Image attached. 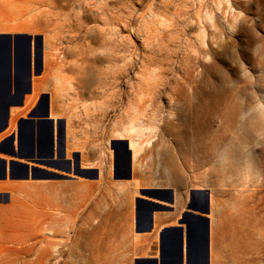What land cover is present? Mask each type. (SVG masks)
I'll use <instances>...</instances> for the list:
<instances>
[{
    "label": "rangeland",
    "instance_id": "obj_1",
    "mask_svg": "<svg viewBox=\"0 0 264 264\" xmlns=\"http://www.w3.org/2000/svg\"><path fill=\"white\" fill-rule=\"evenodd\" d=\"M0 3L1 27L43 35L74 72L97 129L80 136L74 199L45 178L0 190V264H136V199L167 184L165 168L180 196L213 192L222 264H264V0ZM131 118L158 128L141 137L139 185L122 189L116 134ZM70 210L74 223L51 222Z\"/></svg>",
    "mask_w": 264,
    "mask_h": 264
},
{
    "label": "crops",
    "instance_id": "obj_2",
    "mask_svg": "<svg viewBox=\"0 0 264 264\" xmlns=\"http://www.w3.org/2000/svg\"><path fill=\"white\" fill-rule=\"evenodd\" d=\"M7 15L0 3V23L7 21L4 18ZM31 32L24 25L0 26V190H6L10 185H30L37 178H45L46 181L57 184L58 189H63L69 199H74L78 180L72 175L73 171L70 167H75L77 162L79 166L81 165V153L78 150L80 136L95 133L97 129L90 121H85L88 106H76L77 87L67 84L68 79L75 76L74 72L69 68H57L52 59L51 49L45 43V37ZM9 41L13 49L11 72L7 64ZM30 41L32 42L31 68L28 63ZM85 90L83 85L79 98L86 95ZM79 103L83 104V101L80 99ZM157 128L153 119L146 124L139 118H131L127 124L117 128L116 140L127 142L132 153L131 178L116 177L121 182L122 189L133 185L137 188L139 185L138 180L134 178L133 162L141 153V137L154 134ZM132 136L135 139H129ZM153 141L155 140L151 139L148 144ZM13 150L19 153L21 158L14 157ZM165 172L166 185L146 188L162 190L159 191L160 193L151 190L146 192L147 195L142 194L136 199V205L142 202L144 210L139 217L141 231L138 232L136 229L135 235L144 245L135 259L147 264L160 260L161 238L166 231L164 264H176L178 249L175 238L177 231L180 230L184 236L183 264H207L205 238L208 221L209 264H222L220 230L212 210L213 192L203 185L197 188L196 186L200 185L194 183L191 186L195 188L191 187L188 196L182 197L174 187L167 186L172 178L168 168H165ZM98 178L97 173L95 180ZM170 196L173 197V201H168ZM165 203L172 208H166ZM149 204L162 206L161 209L154 210L153 227L150 230L147 229ZM206 204L209 205V213L203 211V206ZM175 205L183 207L180 215ZM68 206H71L70 201ZM125 208L126 203L123 200V211ZM188 213L196 217V225L192 228L184 221ZM74 216L75 214L70 210L63 217H54L51 222L58 225L65 221L74 223ZM43 218L44 215L42 220ZM136 218L135 209V226ZM53 229L56 228L47 230L53 231ZM158 238L159 252L155 249V239ZM189 238L191 242L186 248Z\"/></svg>",
    "mask_w": 264,
    "mask_h": 264
},
{
    "label": "water",
    "instance_id": "obj_3",
    "mask_svg": "<svg viewBox=\"0 0 264 264\" xmlns=\"http://www.w3.org/2000/svg\"><path fill=\"white\" fill-rule=\"evenodd\" d=\"M1 43V42H0ZM1 45V44H0ZM7 54H8V57H7V64H8V67H9V70L11 72V69H12V65H13V49H12V44H11V41H9V44H8V48H7ZM28 63H29V68H31V65H32V42L30 41L29 42V45H28ZM120 145H122V150H124V152H126L128 154V160H127V163H126V174L121 176L122 178L124 179H129L131 178V153L130 151H128V143L127 142H121V143H118ZM13 156L14 157H18V158H21L20 157V154L17 153L15 150H13ZM49 164H51V162H47ZM70 169L73 171V172H77V169H80V166H79V163L77 162L75 167L74 166H71ZM97 176V173L96 175ZM28 177V176H27ZM153 191H162V190H153ZM168 201H173V197H169L168 198ZM150 206V210L148 212V225H147V229H152L153 227V212L154 210L156 209H161L162 206L160 205H156V204H149ZM191 207H195V206H191ZM144 210V205L142 202H139V204L136 205V214H137V218H136V229L138 232L141 231V227H140V223L141 221L139 220V217L141 216L142 212ZM203 211L206 212V213H209V205L206 204L203 206ZM184 221L188 224V226L190 228L194 227L196 225V217L194 216V214L192 213H188L186 216H185V219ZM177 237L175 238V241H176V244H177V258H176V264H183V253H184V236H183V232L178 230L177 231ZM167 232H163V236L161 238L162 242H161V249H160V254H161V259L160 260H156L154 262H152V264H164L165 262V258H164V242L167 238ZM206 254H207V264H209V247H210V238H209V222L207 221L206 222ZM191 242L190 238L188 240V242H186V248L187 246L189 245V243ZM136 264H147V262H144V261H141V260H138L136 262Z\"/></svg>",
    "mask_w": 264,
    "mask_h": 264
},
{
    "label": "bare ground",
    "instance_id": "obj_4",
    "mask_svg": "<svg viewBox=\"0 0 264 264\" xmlns=\"http://www.w3.org/2000/svg\"><path fill=\"white\" fill-rule=\"evenodd\" d=\"M119 149H120L121 155H119V158L115 166V177L122 178L121 176L126 174V169H127L126 163L128 160V154L124 152V150H122V145H120ZM128 151H130L129 148H128ZM131 176H132V153H131Z\"/></svg>",
    "mask_w": 264,
    "mask_h": 264
},
{
    "label": "flooded vegetation",
    "instance_id": "obj_5",
    "mask_svg": "<svg viewBox=\"0 0 264 264\" xmlns=\"http://www.w3.org/2000/svg\"><path fill=\"white\" fill-rule=\"evenodd\" d=\"M116 150H117V151H119V150H120V149H119V146H117V147H116ZM117 154H119V155H120V152H118ZM151 190H154V189H151ZM151 190H149V191H151ZM157 193H160V192H157ZM197 205H198V203H197ZM165 207H166V208H172V207H170V206H167V205H165Z\"/></svg>",
    "mask_w": 264,
    "mask_h": 264
}]
</instances>
